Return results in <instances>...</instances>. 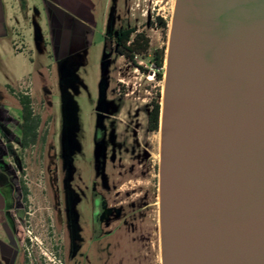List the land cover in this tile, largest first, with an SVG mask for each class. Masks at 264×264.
Returning a JSON list of instances; mask_svg holds the SVG:
<instances>
[{
    "label": "rangeland",
    "instance_id": "374dc122",
    "mask_svg": "<svg viewBox=\"0 0 264 264\" xmlns=\"http://www.w3.org/2000/svg\"><path fill=\"white\" fill-rule=\"evenodd\" d=\"M93 3L94 21H87L78 32L76 26H65L62 12H55L60 22L46 19L49 12L43 8L41 15L33 13L27 18L25 26L16 31L13 42L15 53L21 55L11 60L10 65L23 72L31 69L33 74L21 82L10 80L7 85L0 82V103L8 108L11 118L4 124L13 134L7 136L0 125L2 146L9 151L3 159L10 165L15 203L12 223L17 229L15 235L19 245L15 264H55L59 261L62 264H112L113 254L121 251L115 248L117 244H126L123 248L130 249L129 234L108 227L96 232L92 226L91 216L84 205L87 200L84 173L87 157L91 156V137L98 121L117 112L123 103L119 94L133 91L136 94L131 98H140L134 101L138 106L137 127L149 137L150 148L148 180L146 184H140L145 186L138 193L149 187L153 204L149 217L138 223V255H143L138 258H143L141 264L146 260L145 256L149 260L147 264H162L161 132H147V117L151 101L163 103L166 61L164 78L158 80L154 74L159 69L152 62V56L156 50L166 48L167 59L177 0H93ZM41 4H38L39 8ZM157 17L168 23V30L149 24ZM122 26L145 31L150 39L148 56L136 59L145 72L113 49L110 38ZM79 31L84 34L83 39L77 41V47L72 50L71 39ZM66 32L70 37H65ZM12 38L11 32L7 41L9 49H12ZM0 70L5 71L3 63ZM21 94L32 97L34 111L41 117L38 140L27 149L21 146L23 120L18 101ZM68 147L73 151L75 162L71 187L80 201L74 209L76 219L70 226L63 193L66 163L61 153V148ZM23 181L29 189L26 207L20 191ZM102 221L104 223L106 218L103 217Z\"/></svg>",
    "mask_w": 264,
    "mask_h": 264
},
{
    "label": "water",
    "instance_id": "95a60500",
    "mask_svg": "<svg viewBox=\"0 0 264 264\" xmlns=\"http://www.w3.org/2000/svg\"><path fill=\"white\" fill-rule=\"evenodd\" d=\"M159 130L162 264H264V0H177Z\"/></svg>",
    "mask_w": 264,
    "mask_h": 264
},
{
    "label": "flooded vegetation",
    "instance_id": "af4514ba",
    "mask_svg": "<svg viewBox=\"0 0 264 264\" xmlns=\"http://www.w3.org/2000/svg\"><path fill=\"white\" fill-rule=\"evenodd\" d=\"M76 43L77 40H74L72 50L77 47ZM122 84L125 85L126 83L122 81ZM135 94V91L119 94L123 99V103L117 112L107 114L106 118L98 121L91 137V156L87 157L84 173L85 190L87 191V200L84 205L87 207L86 211L91 216V224L96 232L108 227L110 230H122L129 234L127 240H129L128 242L131 245L130 249L123 248L126 247V244H117L115 248L121 249V251L113 254L112 264H141L140 262L143 258L139 259L138 256L143 255H138L137 234L140 229L138 223L143 218L147 219L149 217L153 205L150 202L152 192L149 187H145L144 190L139 192L140 194L138 193V190L145 186L140 184H146L145 182L148 180L150 148L149 137L146 134H142V131L137 127L136 110L138 106H136L134 101L140 98L136 96L131 98V95ZM154 101L150 103L151 109L147 117L148 133L156 132L151 128ZM10 119L9 114L0 108L1 128H3L2 130L7 136L12 137L13 134L10 133L4 124ZM61 153L66 163L64 165L66 177L63 181V193L65 196V210L68 212L66 219L68 226H70L76 219L74 209L80 201L71 187L75 170L73 151L69 147L65 150L61 148ZM6 154H9L8 148H0V176L6 182L7 191L3 193V216L7 227L11 232L16 233V226L14 222L12 223V212L15 203L11 189L10 165L3 159ZM13 173L14 175L17 174L16 171ZM24 184L26 183L24 182ZM136 184H139V186ZM20 191L23 205L26 207L22 185L20 186ZM103 217L106 218L104 223L102 221ZM144 259L146 260L142 261V264H147L149 262L148 258L145 256Z\"/></svg>",
    "mask_w": 264,
    "mask_h": 264
},
{
    "label": "crops",
    "instance_id": "0c3cea01",
    "mask_svg": "<svg viewBox=\"0 0 264 264\" xmlns=\"http://www.w3.org/2000/svg\"><path fill=\"white\" fill-rule=\"evenodd\" d=\"M39 3L43 4V6L41 4L40 8L38 7ZM41 8H43L45 12L50 13H48L47 17L46 14L44 15L46 19L48 18V20L50 19L52 22L54 20L60 22L58 21L59 18L55 17V12H62V17L65 18V26H76L77 32L80 30L79 27L84 26L87 21H94L93 11L95 9V4L93 0H0V64L3 63L5 66V71L0 72L1 84L7 85L10 83V80L21 82L26 77L33 74L31 69L29 72H23L18 68L14 69L11 67L10 63L11 60L21 55L15 53L13 48V42L16 39V31L25 26L27 18H30L33 13L41 15ZM42 17L40 16V19ZM31 25L33 26V24ZM80 31L74 39H71L72 41H81L83 39L84 34H81ZM11 32L13 36L12 49H9L7 41ZM44 35L47 37V34ZM65 37L70 36L67 33ZM31 59L33 60V56ZM0 108L5 113H8V108H6L5 105L0 103ZM2 141L3 139L0 138V148L3 147ZM5 184L4 178L0 176V264H15L19 254V245L15 233L11 232L4 223L3 193L7 192Z\"/></svg>",
    "mask_w": 264,
    "mask_h": 264
},
{
    "label": "trees",
    "instance_id": "16d2710c",
    "mask_svg": "<svg viewBox=\"0 0 264 264\" xmlns=\"http://www.w3.org/2000/svg\"><path fill=\"white\" fill-rule=\"evenodd\" d=\"M151 26H157L164 31L168 30V23L161 17H157L155 22H150ZM114 50L121 57H124L129 63L133 64L136 68L146 71L137 62V57H146L150 49V39L145 31H138L136 28H128L122 26L117 30V33L111 38ZM166 61V48L156 50L152 56V62L155 67L159 69L154 74L158 80H163L164 72L163 67ZM18 101L22 113V146L27 149L35 145L39 137V127L41 124V117L34 111L32 97L28 94H21L18 96ZM162 105L157 100L154 101V109L152 111L151 128L155 131L159 130L160 117ZM24 194V201L28 203L29 189L22 183ZM28 264V263H27Z\"/></svg>",
    "mask_w": 264,
    "mask_h": 264
},
{
    "label": "built area",
    "instance_id": "2783aa9c",
    "mask_svg": "<svg viewBox=\"0 0 264 264\" xmlns=\"http://www.w3.org/2000/svg\"><path fill=\"white\" fill-rule=\"evenodd\" d=\"M141 66V65H140ZM55 264H62L60 261L59 262H57V263H55Z\"/></svg>",
    "mask_w": 264,
    "mask_h": 264
}]
</instances>
